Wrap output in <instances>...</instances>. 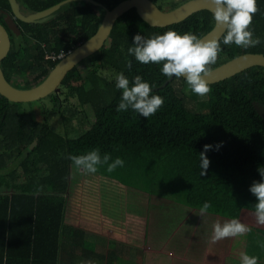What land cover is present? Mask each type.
<instances>
[{"label":"trees","instance_id":"trees-1","mask_svg":"<svg viewBox=\"0 0 264 264\" xmlns=\"http://www.w3.org/2000/svg\"><path fill=\"white\" fill-rule=\"evenodd\" d=\"M21 1L27 9L41 11L63 0ZM95 1L103 6L73 0L51 21L20 20L26 36L11 37V49L1 64L8 81L19 88L42 82L60 61L48 56L66 54L89 39L105 7L111 9L122 0ZM257 5L250 27L261 43L247 49L224 45V34L219 40L222 51L210 70L240 54L264 53V0H257ZM2 10L12 11L9 0H0V22ZM214 25L207 9L157 27L133 8L116 21L103 47L67 74L58 91L36 102H14L0 94V264L136 262L130 253L135 246L100 235L96 240L86 228L67 221L75 167L68 157L93 149L101 157L109 155V163L124 161L112 172L106 164L97 170L121 184L168 197L198 213L210 202L207 213L221 220H255L257 200L249 188L262 179L258 168L264 167V118L256 109L264 106V66L209 84L210 93L200 97L190 92L183 77L164 85L169 77L161 71L163 62L142 64L128 53L136 34L151 38L174 30L201 38ZM120 73L130 84L140 75L150 84L151 95L164 99L163 106L148 118L131 109L118 112L122 90L115 83ZM88 105L95 119L78 137L56 131L49 122L53 115L67 124L76 118L82 121ZM206 144L213 148L206 153L210 164L201 175L200 153ZM250 226L248 236L264 240V227ZM135 249L134 253L141 251Z\"/></svg>","mask_w":264,"mask_h":264},{"label":"clouds","instance_id":"clouds-1","mask_svg":"<svg viewBox=\"0 0 264 264\" xmlns=\"http://www.w3.org/2000/svg\"><path fill=\"white\" fill-rule=\"evenodd\" d=\"M214 21L225 30L223 44H235L242 48L255 47L261 43L259 37H254L251 30L253 16L259 11L257 0H210ZM133 46L128 48V53L142 64L163 62L162 73L166 77H183L191 91L200 97L210 93L211 88L206 79L210 72L209 65L214 64L221 49L217 39L202 40L192 33L180 34L169 30L163 34L145 38L140 34L133 37ZM131 67V62L127 65ZM115 86L122 90V96L117 107L118 112L129 109L148 118L154 115L164 104V99L159 95H151L152 88L140 75H136L130 84L129 79L120 73L116 76ZM221 145H216V149ZM213 148L205 145L200 153L201 175L206 174L210 160L206 153ZM73 165L85 173H96L98 166L107 165V171L112 172L117 167H123L124 161L116 158L109 163L110 156L101 157L98 150H91L84 155H70L68 157ZM258 171L262 179L253 181L249 191L256 197L254 204V216L256 223L264 225V167ZM212 207L210 202H205L199 210L203 217ZM251 229L237 219H231L221 224L213 225L211 240L213 243L226 238L242 236ZM240 264H258L256 256L241 253Z\"/></svg>","mask_w":264,"mask_h":264},{"label":"rangeland","instance_id":"rangeland-1","mask_svg":"<svg viewBox=\"0 0 264 264\" xmlns=\"http://www.w3.org/2000/svg\"><path fill=\"white\" fill-rule=\"evenodd\" d=\"M156 2L157 5H162L164 10H170L177 3L174 0H157ZM188 88L190 89L189 86ZM190 92H192L191 89ZM44 102L47 103V100H44ZM24 106L27 107L28 104L24 103ZM38 111L40 114L42 113L40 110ZM93 111V108L88 105L86 109L87 113L83 115L84 118L82 119V121L76 118L74 119V121H70L67 124L64 121L59 120L57 116L53 115L50 116L49 122H51V124L55 127L54 129L56 131L67 134L69 137L75 138L83 134L93 124V121L95 119ZM73 168L74 169H72L71 174L70 192L68 196L69 203L67 207V221L71 224H76L86 228L90 233L96 235V240L98 239L99 235L104 237L115 236L126 240V235L128 232V230L126 229V224H124V228H121L119 222L125 223L127 222V220L132 221V218L127 216V206L135 207V205L137 204L138 206L143 207L144 216L138 219V221H135V225L133 226V228L136 229L134 235L138 233V237L143 238L144 236H146L147 239L151 241V244L150 242H147L144 246L150 245L151 249L153 247L154 250L155 246L156 248L157 246H160V242H158L156 238L161 231V227H163L164 231L170 230V233L177 231V227H173V225L172 227L167 226L164 228V221L170 219L177 212L175 207L173 206L175 204L170 200L162 199V197L160 198L156 196L135 198L132 192H130L131 190H133V187L121 184L119 181L107 177L102 173H85L81 169H78L76 167ZM124 207H126V211L122 218L121 215L123 213ZM114 211L118 214H116L115 216H113L114 218H112L111 213ZM192 212L189 214V212L185 211L182 222V231L185 229V227V232H189L190 230H192V225L190 223L193 220L189 221L190 218L198 221V218L196 216H191ZM197 214L199 213L197 212ZM208 215L209 216L205 215L203 217H200L201 224L207 227L205 229L200 228L199 230H196V240L191 242L190 245H188V247L185 249V251L181 252L184 253L182 255L183 259H181L180 261L182 264H205L206 257L211 260L209 261L210 264H221L222 258H220V255L217 256L218 253H216L215 255L213 254L212 247L213 245H215L211 240L213 232L210 230V228H208H213V225L216 223L214 222L216 218L212 217L213 214L211 213ZM155 220L158 228H156L152 224L153 222H155ZM212 220L214 221L212 222ZM217 220H219L221 224L228 221L218 218ZM240 222L248 225L250 229L252 228L250 225H256V220L250 217H244V219L240 220ZM201 224H199V226ZM262 226L264 227V225ZM156 229L157 233L154 234ZM251 231L246 233L245 235H250ZM178 239L179 237L176 238L175 241H177ZM231 240L229 245L235 243V246L240 242V240H236L235 242L232 240L231 243ZM242 240H244V238H242ZM251 240L252 237L247 236L246 241L248 242ZM218 242L226 243L227 241L223 239ZM218 244L222 246L221 243ZM261 245L264 246V240L258 241L252 247V250H257ZM131 250L132 252L130 253L137 255V258H135V263L131 262L130 264H145L142 258L143 252L138 251L134 253L135 251H137L135 247H132ZM144 251L146 252V255H149V252L150 254L153 252L148 249H145ZM222 251L223 250L218 251L219 254H221ZM148 259L151 260L153 258L149 256ZM239 259L240 257L238 254L233 255L231 258H228L227 264H239ZM126 260L127 262H129L128 259ZM259 262L260 261H258V264ZM120 264L126 263L122 262Z\"/></svg>","mask_w":264,"mask_h":264},{"label":"water","instance_id":"water-1","mask_svg":"<svg viewBox=\"0 0 264 264\" xmlns=\"http://www.w3.org/2000/svg\"><path fill=\"white\" fill-rule=\"evenodd\" d=\"M9 1L14 16L8 14L7 17H5L4 21L6 25L0 22V94L14 102L36 101L48 96L54 91H58L67 74L77 66L79 62L100 50L108 40L116 21L133 8L137 10L138 14L146 22L157 27H164L181 22L195 12L205 9L211 11L212 8L210 0H176L178 2L182 1L183 3L170 10L160 8L153 0H122L111 9L105 7V13L101 24L94 35L62 58L42 82L30 88H19L8 81L1 67L2 61L6 58L11 49L12 40L8 29L20 33V28L16 23V19L29 23L48 20L50 17L54 16L52 13L59 10L65 3L71 0H63L48 9L32 14H23V12L20 11L17 0ZM87 1L102 6L98 1ZM224 34L225 30L215 22L214 27L200 39L210 40L215 38L220 40ZM253 66H264V53L248 52L240 54L211 69L206 79L209 84L216 83ZM174 78V76L168 78L164 85L168 84V82L172 81ZM256 109L264 118V106L256 105Z\"/></svg>","mask_w":264,"mask_h":264},{"label":"crops","instance_id":"crops-1","mask_svg":"<svg viewBox=\"0 0 264 264\" xmlns=\"http://www.w3.org/2000/svg\"><path fill=\"white\" fill-rule=\"evenodd\" d=\"M130 192H132V194L135 198H146L148 196L149 197L152 196V195H149L148 193H146L142 190L136 189V188H133V190H131ZM153 196H155V195H153ZM156 197H159V196H156ZM162 199L170 200L172 203H174L175 205H173V206L175 207V209L177 211L174 216H172L167 221H164V228L167 226L172 227V225H173V227H177V231L170 233V230L164 231L163 227H161V231L158 234L159 237L157 236V238H156L157 241L160 242V246H157V248L155 246V250L153 249V247L151 249L150 245L144 246V245H146L147 242H150V244H151V241H149L146 236H144L142 238V237H138L139 236L138 233H136V235H134L135 230H136L135 228H133V226L135 225V221H138V219H140L142 216H144L143 207L138 206V204L135 205V207L127 206V216L132 218V221L127 220V222H125V223L119 222V225L121 226V228H124V224H126V229L128 230L127 235H126V240L115 237V236L110 237V238L118 239L122 242L126 241L125 243H129V244L135 246L136 248H140V250L143 252L142 258H143L145 264H182L180 261H181V259H183L182 255L184 253H181V252L185 251V249L188 247V245H190L191 242L196 240V237H197L196 236V232H197L196 230H199L200 228L205 229L207 226H204L201 224V222H200L201 216L197 214V211L195 209L187 207V206H182L183 204L177 203L168 197H162ZM125 211H126V207H124L123 213L121 215L122 218L125 214ZM185 211L189 212V214L193 211L191 216H196L198 218V221H195L192 218L189 219V221L193 220L190 223L192 225V230H190L189 232H185L186 227L182 231V227H183L182 222H183V216L185 214ZM177 213L179 214V217H178ZM116 214H118V213H116L115 211L112 212L111 217L114 218L113 216H115ZM208 214H210V213H207L205 215L209 216ZM212 217L216 218L215 221L212 220V222L213 221L219 222V220H217V216L212 215ZM112 218H109V219H112ZM154 219H155V217H154ZM228 221H230V220H228ZM152 224H153V226L158 228L156 220ZM197 224H198V228H197ZM199 224H201V225L199 226ZM208 228H210V230L213 232V228H211V227H208ZM156 233H157V229H156L154 234H156ZM247 236L248 235L244 234L242 236L226 238L225 239L227 241L226 243L225 242L213 243V244H215L212 247L213 254L215 255L216 253H218L217 256L220 255V258H222L221 264H227L228 258L229 257L231 258L233 255L238 254L239 257H241V253H246L249 256H256L258 258V261H260L259 264H264V246L261 245L257 250H252V247L258 241H260L261 238H254L253 236H249V237H252V240L247 242L246 241ZM178 237H179V239L177 241H175V239ZM242 238H244V240H242ZM231 239L234 242L236 240H240V242L237 245H235L236 246L235 247L234 246L235 243L233 244ZM230 240H231L232 245H229ZM165 242H167V243H165ZM162 243H164V244H162ZM218 243H221L222 246H220ZM145 249H148L150 251L154 250V251L151 254L149 252V255H146V252L144 251ZM221 250H223V251L221 252V254H219L218 251H221ZM131 256H134L135 258H137V255H135V254H131ZM149 256H151L153 259L149 260L148 259ZM209 261H211V260L208 257H206L205 264H210ZM239 264H240V259H239Z\"/></svg>","mask_w":264,"mask_h":264},{"label":"flooded vegetation","instance_id":"flooded-vegetation-1","mask_svg":"<svg viewBox=\"0 0 264 264\" xmlns=\"http://www.w3.org/2000/svg\"><path fill=\"white\" fill-rule=\"evenodd\" d=\"M18 1V3H19V6H20V11L21 12H23V14H32V13H37V12H39V11H33V10H29V9H27L28 7L27 6H25L24 5V3L21 1V0H17ZM71 1H73V0H71ZM175 2H178V1H176V0H174ZM10 2V1H9ZM183 2L182 1H179L178 3H176V5H174L172 8H175V7H177V6H179L180 4H182ZM103 6V5H102ZM158 6H159V4H158ZM162 6V5H161ZM171 8V9H172ZM46 9H48V8H46ZM162 9H163V6H162ZM11 10H12V7H11ZM45 10V9H44ZM42 11V10H41ZM57 13H58V10L57 11H55L54 13H52V14H54V16L53 17H50L48 20H45V21H42V22H46V21H51L54 17H55V15H57ZM2 14H3V19H2V23L4 24V25H6L5 24V17H7V15L8 14H10L11 16H14V14H13V11H7V10H2ZM104 16V15H103ZM41 19H43V18H41ZM20 19H16V23H17V25H18V27L20 28V33H16L15 31L13 32V30H11V29H8L9 30V33H10V35H11V37H12V39L14 38V39H24V37L26 36V31L24 30V28L21 26V24H20ZM31 23H41V22H31ZM11 39V40H12ZM75 49V48H74ZM73 50V49H72ZM72 50H69V52L70 51H72ZM68 52V53H69ZM68 53H64L65 54V56L68 54ZM59 56V55H58ZM58 56H56V58H59ZM64 56V57H65ZM48 57H50V56H48ZM63 57V58H64ZM55 58V59H56ZM62 58H60V60H61Z\"/></svg>","mask_w":264,"mask_h":264},{"label":"built area","instance_id":"built-area-1","mask_svg":"<svg viewBox=\"0 0 264 264\" xmlns=\"http://www.w3.org/2000/svg\"><path fill=\"white\" fill-rule=\"evenodd\" d=\"M64 56H65V54H64V53H61V54H59V56H58V57H59V58H63ZM50 58H54V59H55V58H56V56H50Z\"/></svg>","mask_w":264,"mask_h":264}]
</instances>
